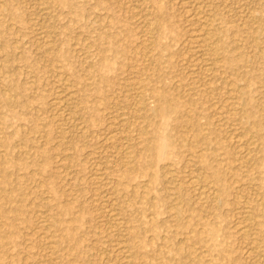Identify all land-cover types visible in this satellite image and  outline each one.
Instances as JSON below:
<instances>
[{"label":"rangeland","instance_id":"rangeland-1","mask_svg":"<svg viewBox=\"0 0 264 264\" xmlns=\"http://www.w3.org/2000/svg\"><path fill=\"white\" fill-rule=\"evenodd\" d=\"M0 70V264H264V0H0Z\"/></svg>","mask_w":264,"mask_h":264},{"label":"bare ground","instance_id":"bare-ground-1","mask_svg":"<svg viewBox=\"0 0 264 264\" xmlns=\"http://www.w3.org/2000/svg\"><path fill=\"white\" fill-rule=\"evenodd\" d=\"M139 1V0H138ZM146 1V0H145ZM184 1V0H183ZM202 2V1H201ZM207 2V1H206ZM128 3V2H127ZM126 3V4H127ZM195 3V2H194ZM189 4V3H188ZM201 4V3H200ZM209 4V3H208ZM208 4H205V5H203V6H205V7H207V5ZM191 5H194V4H192L191 3ZM203 6H201V5H198L197 3L195 4V7L193 8V10H194V12L192 11V13H193V16H190V17H192V20H194L195 22H197V23H200V25H201V30H200V32L198 33L197 32V34L196 33H194V35H193V37L191 38V43L193 44V46H194V48H193V54L197 57V56H199L200 55V57L202 56L201 54H205V55H207V57H208V60L210 59V60H215L216 59V56L218 55V49L215 47V44H216V38L214 37V35L213 34H211L210 32L212 31V29H211V31L209 30V28H210V24L208 23L209 22V17L211 16H209V10L207 9V8H204ZM210 6V5H209ZM211 7V6H210ZM145 8V7H144ZM209 8V7H208ZM41 9H42V7H41ZM138 9V8H137ZM213 11V10H212ZM212 11H211V13H212ZM39 13H41V12H39ZM191 13V12H190ZM136 14V13H135ZM191 15V14H190ZM144 17V16H143ZM190 20V19H189ZM211 21V20H210ZM213 21V20H212ZM255 21H256V19H255ZM47 22V21H46ZM193 22V21H192ZM191 22V23H192ZM211 23V22H210ZM208 24H209V27H208ZM191 25V24H190ZM196 25V24H195ZM50 26V25H49ZM52 26V25H51ZM257 26V25H256ZM262 26V25H261ZM214 30H215V28H214ZM150 32V31H149ZM196 32V31H195ZM217 32V31H216ZM192 33V34H193ZM213 33V32H212ZM37 36V35H36ZM254 37H255V35H254ZM257 37V36H256ZM255 37V38H256ZM38 38H40V37H38ZM45 39H46V37H44ZM253 38V37H252ZM218 39V38H217ZM48 40V39H47ZM41 41V40H40ZM42 42V41H41ZM44 42H46V41H43V43ZM253 42H255V41H253ZM257 42V41H256ZM40 43V42H39ZM49 43V42H48ZM50 43H52V42H50ZM258 43V42H257ZM47 44V43H46ZM256 43H254L253 45H255ZM42 45V44H41ZM257 45V44H256ZM44 46V45H43ZM50 47L51 45H47V47ZM42 47V46H41ZM49 47L48 48H46L45 50H43L44 51V53H47V55L49 54V56H51V54L49 53L50 52V49H49ZM203 47H206V48H204L205 50L204 51H201V48H203ZM220 50V49H219ZM17 54V53H16ZM46 56V55H45ZM47 57V56H46ZM52 57V56H51ZM199 57V58H200ZM203 57V56H202ZM198 58V57H197ZM104 61H106V59L107 58H102ZM198 60V59H197ZM201 60H202V58H201ZM206 61H207V59H206ZM218 61V60H217ZM220 61V60H219ZM218 61V62H219ZM205 65V64H204ZM200 66V65H199ZM210 67V66H209ZM88 68H90L91 69V66H88ZM199 68V67H198ZM203 68H205L204 66H203ZM206 70V69H205ZM204 70V71H205ZM208 70H210L209 68H208ZM1 71V70H0ZM94 71V70H93ZM196 71V70H195ZM195 71H193V72H195ZM213 71V70H212ZM197 72V71H196ZM202 72H203V70H202ZM209 72V71H208ZM263 74V73H262ZM68 76V75H67ZM82 76V75H81ZM262 77H264V76H262ZM160 80V79H159ZM263 81V80H262ZM65 83V82H64ZM140 83V82H139ZM133 85V84H132ZM63 86V85H62ZM72 88H74V87H72ZM66 89V88H65ZM70 90V89H69ZM139 90V89H138ZM35 91V90H34ZM71 91V90H70ZM232 91V90H231ZM139 92V91H138ZM58 93V92H57ZM56 93V95H58ZM235 93V92H234ZM12 94V93H11ZM15 94H16V92H15ZM7 95V94H6ZM17 95V94H16ZM19 95V94H18ZM59 95H62V94H59ZM73 95H74V93H72V92H69V91H67V92H65L64 93V95L62 96V97H59V98H57L56 100L54 99V101H55V106H56V109H57V112L59 113V116H62V117H64L65 115L63 114L64 112L62 111L63 110V108H64V106L66 107L67 105V103H69L72 99H73ZM134 95V94H133ZM159 95V94H158ZM234 95V94H233ZM160 96V95H159ZM158 96V97H159ZM132 97V96H131ZM5 98V97H4ZM16 98H18V97H16ZM160 98V97H159ZM13 99V98H12ZM11 99V97H7L6 98V100L4 101L6 104L5 105H7V106H12V104H13V101L14 100H12ZM237 99V98H236ZM135 100H136V98H135ZM144 100V99H143ZM3 101V100H2ZM16 101H18V100H16ZM243 101V100H242ZM18 103V102H17ZM19 103H20V101H19ZM18 103V104H19ZM24 103V102H23ZM72 103H74V102H72ZM134 103V102H133ZM2 104V103H1ZM70 104V103H69ZM14 105H16V104H14ZM20 105H22V104H20ZM1 106V105H0ZM4 106V105H3ZM24 106V105H23ZM69 106V105H68ZM26 107V106H25ZM28 107V106H27ZM156 107V106H155ZM1 108V107H0ZM8 108V107H7ZM12 108V107H11ZM13 108H14V106H13ZM12 108V109H13ZM16 108V107H15ZM14 108V109H15ZM141 108V107H140ZM12 109H9V110H12ZM54 109V108H53ZM65 110L67 109V108H64ZM64 110V111H65ZM68 110V109H67ZM1 111V110H0ZM54 111V110H53ZM70 111V110H69ZM68 111V112H69ZM3 112V111H2ZM5 112H6V110H5ZM188 112V111H187ZM228 112V111H227ZM5 114V113H4ZM4 114H1V115H4ZM66 114V113H65ZM76 114V113H75ZM163 114V111L161 110V111H159L158 113H157V116L158 117H161L160 115H162ZM56 115H57V113H56ZM6 116V115H5ZM11 116V115H10ZM68 116V119L69 120H77V115H67ZM67 116H66V118H67ZM79 116V115H78ZM81 116V115H80ZM79 116V117H80ZM1 117H3V116H1ZM9 117V116H8ZM218 117V116H217ZM246 117V116H245ZM12 118V117H11ZM61 118V117H60ZM243 118V117H242ZM2 120L4 121V118H2ZM2 120H1V122H2ZM63 120V119H62ZM79 120V119H78ZM81 120H82V118H81ZM80 120V121H81ZM7 121V120H6ZM6 121H4L3 123H6ZM12 121V120H11ZM67 121V120H66ZM70 121V122H71ZM0 122V123H1ZM73 122V121H72ZM242 122V121H241ZM8 123V122H7ZM75 123V122H74ZM79 123V122H78ZM4 125V124H3ZM9 125H10V123H9ZM77 125V124H76ZM81 125V124H80ZM2 127V125L0 126V128ZM4 127V126H3ZM7 127V126H6ZM79 127V126H78ZM77 127V128H78ZM2 129V128H1ZM83 130V129H82ZM2 131V130H1ZM119 131V130H118ZM64 132H66V131H64ZM115 132H117V131H115ZM66 134V133H65ZM144 134V133H143ZM79 135V134H78ZM1 136V135H0ZM87 136V135H86ZM2 137V136H1ZM44 137V136H43ZM117 137V135H113L112 137H111V139H117L116 138ZM252 138V137H251ZM250 139V138H249ZM253 139V138H252ZM255 139V138H254ZM1 140H3V139H1L0 138V141ZM109 140H110V138H109ZM6 141V140H5ZM254 143V140L253 141H251V143ZM8 143H9V141H8ZM17 143V142H16ZM246 143V142H245ZM249 143V142H248ZM252 143V144H253ZM5 144H7V142L5 143ZM129 144V143H128ZM238 144V143H237ZM250 144V143H249ZM11 145V144H10ZM240 145H242V144H240ZM247 145V144H246ZM5 146V145H4ZM141 146V145H140ZM239 146V145H238ZM255 146V145H254ZM3 147V146H2ZM2 147H0V148H2ZM232 147V146H231ZM240 147V146H239ZM120 148V147H119ZM237 148V147H236ZM247 148L248 147H246V151H247ZM5 149H6V146H5ZM5 149H2V150H4L5 151ZM10 149V148H9ZM108 149V148H107ZM238 149V148H237ZM251 150V149H250ZM253 150V149H252ZM3 151V152H4ZM24 151V150H23ZM10 153V152H9ZM20 153H22V152H20ZM20 153H18V155L20 156ZM118 153V152H117ZM116 153V154H117ZM123 153L125 154V155H127L125 152H124V150H123ZM122 152L119 154L118 153V155L120 156V155H122L123 154ZM248 153V152H247ZM4 154V153H3ZM8 154V153H7ZM6 154V155H7ZM24 154V156H26L25 155V153H23ZM32 156H33V154H32ZM117 156V155H116ZM123 156V155H122ZM245 156V155H244ZM243 157V156H242ZM32 158V157H31ZM126 158V157H125ZM246 158V157H245ZM244 158V159H245ZM19 159V158H18ZM121 159V158H120ZM17 160V159H16ZM122 162H124V161H122ZM246 163H250L251 161H250V159H247L246 161H245ZM5 164H6V158L3 156V155H0V186L4 189V187L8 184V177H7V172H6V169H5ZM21 164H23V163H21ZM26 164V163H25ZM124 164V167H126L127 168V171H130V172H133V171H136V168L133 166V165H131V161H130V158H129V160H128V158L125 160V162L123 163ZM252 164V163H251ZM247 165V164H246ZM250 165V164H249ZM98 166V165H97ZM248 166V165H247ZM123 167V166H122ZM9 176V175H8ZM95 176V175H94ZM98 176V175H97ZM23 177V176H22ZM194 180V179H193ZM192 180V181H193ZM10 182V181H9ZM10 183H12V181L10 182ZM10 183H9V185H10ZM22 184V183H21ZM24 184H25V182H24ZM13 187V186H12ZM16 187V186H15ZM19 187V186H18ZM195 187V186H194ZM203 187V186H202ZM24 188V187H23ZM8 189V188H7ZM16 190H18V191H20V188L19 189H16ZM146 190V189H145ZM204 189L202 188V191H203ZM2 191V190H1ZM0 191V192H1ZM201 191V190H200ZM7 192V191H6ZM9 192V191H8ZM199 192V191H198ZM203 192H206L207 194H212V196H214L215 194H214V191L212 190V189H207V190H205V191H203ZM45 193V192H44ZM43 193V194H44ZM202 194V193H201ZM2 195V194H1ZM8 197V196H7ZM1 199H2V196L0 197ZM10 198H11V196H10ZM0 199V200H1ZM177 199V198H176ZM216 199V198H215ZM256 199H258V198H256ZM12 200V199H11ZM6 203V202H5ZM57 203V202H56ZM1 204V203H0ZM129 204V203H128ZM179 204V203H178ZM262 203H258L257 204V206L254 208V213L255 212H261V214L264 212V206L262 207ZM9 206V205H8ZM2 207V206H1ZM48 207V206H47ZM50 208V207H49ZM246 208V207H245ZM18 209V208H17ZM242 209H244V207L242 208ZM245 210V209H244ZM247 210V209H246ZM52 211V210H51ZM67 211V210H66ZM65 211V212H66ZM70 211V210H69ZM8 212V211H7ZM173 212H175V211H173ZM177 213V214H176ZM180 212H179V210L178 211H176L175 212V216H179V218H180ZM241 214V213H240ZM243 214V213H242ZM241 214V215H242ZM183 216V215H182ZM243 216V215H242ZM255 217V216H254ZM10 218V217H9ZM242 218V217H241ZM53 219H55V218H53ZM184 219H185V217H184ZM252 219H253V208H252V210H247L246 212H244V217H243V222H242V225L243 226H241V225H239L238 224V228H239V226H241L240 227V229H239V232L242 234V235H244V238H245V235L247 236V234H249L250 232H252L251 231V229H252V226L254 225V223L252 222ZM263 219V218H262ZM52 221V220H51ZM54 222H55V220H53ZM9 222V221H8ZM12 222V221H11ZM123 222V221H122ZM2 221H1V219H0V226H2ZM117 223V222H116ZM119 223V222H118ZM253 223V224H252ZM52 224H53V222H52ZM5 225V224H4ZM43 225H45V224H43ZM51 225V224H50ZM256 225V224H255ZM254 225V226H255ZM6 226V225H5ZM41 226V225H40ZM45 226H47V225H45ZM237 226V225H236ZM49 228V227H48ZM41 230H43V231H46V228L45 227H42L41 228ZM124 230V229H123ZM201 230V229H200ZM39 231V230H38ZM255 232V231H254ZM253 232V233H254ZM52 233V232H51ZM37 234H38V232H37ZM42 234H43V232H42ZM41 234V235H42ZM255 234V233H254ZM254 234H252L253 236H254ZM12 235V234H11ZM44 235H46V233H44ZM251 235V236H252ZM8 236V235H7ZM5 236L4 238H1L2 240H1V246H5V245H7V243H9V242H11L12 240V237L11 236ZM38 237H39V235H38ZM53 237V236H52ZM242 237V236H241ZM41 238V237H40ZM43 238V237H42ZM45 238V237H44ZM48 238V237H47ZM251 238V237H250ZM50 240H49V242H48V245H49V249L50 250H48V251H50L49 253L51 254V256H52V254H54V252H56L55 251V248H56V245H58L57 243H58V240H51V238H49ZM255 240H256V238H255ZM45 241H47V240H45ZM252 241H253V239H252ZM253 242H251V244H252ZM256 243H259V242H256ZM13 244V243H12ZM44 244V243H43ZM250 245V244H249ZM253 245V244H252ZM251 245V246H252ZM257 245V244H256ZM259 245V244H258ZM1 246H0V248H1ZM44 246H45V244H44ZM46 246H47V244H46ZM196 248V247H195ZM2 249V248H1ZM5 249V248H4ZM127 249V248H126ZM248 249H251V251L250 252H254L256 249H259V248H256V247H254V248H249L248 247ZM247 249V250H248ZM46 250V249H45ZM3 251V250H2ZM120 251H121V249H120ZM127 251V250H126ZM4 252V251H3ZM47 252V251H46ZM257 252H259V251H257ZM122 253H124V251L122 252ZM126 253V252H125ZM204 253V252H203ZM249 253V252H248ZM48 254V253H47ZM127 254V253H126ZM129 255H130V253H129ZM257 256H260V255H257ZM130 257V256H129ZM198 257V256H197ZM125 258H126V256H125ZM260 258H261V256H260ZM263 258V257H262ZM264 259V258H263ZM125 260V259H124ZM123 260V261H124ZM254 260V259H253ZM262 260V259H261ZM263 261V260H262ZM126 262V261H125ZM257 262H258V260H257ZM257 262H256V264H257ZM126 263H130V261L129 262H126ZM262 263H264V262H262Z\"/></svg>","mask_w":264,"mask_h":264}]
</instances>
